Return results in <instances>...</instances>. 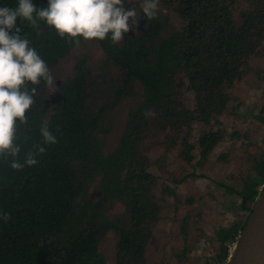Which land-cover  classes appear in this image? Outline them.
<instances>
[{"label": "trees", "instance_id": "16d2710c", "mask_svg": "<svg viewBox=\"0 0 264 264\" xmlns=\"http://www.w3.org/2000/svg\"><path fill=\"white\" fill-rule=\"evenodd\" d=\"M258 1H262L259 8L241 14L237 23V0H159L172 7L183 22V27L169 37L160 38L164 25L157 16L145 18L140 35L128 32L119 43L111 40V34L104 40H95L107 59L124 74L122 84L113 87L116 101L112 107L102 106L95 114H88L92 79L84 62L77 64L73 76L60 84V99L49 120L45 118L44 99L35 100L32 109L26 111L28 122L17 121L14 143L20 148L19 154L5 152L0 156V264H105L100 243L110 233L118 234L120 264L140 263L148 250L152 226L164 219L156 188L175 195L171 184L177 188L190 179L207 178L241 200L233 209L234 218L224 217L219 222L212 239L213 251L203 264L228 263L264 191V140L253 171L241 189L212 180L207 169L209 155L226 138L220 129L203 133L196 142L182 138L180 163L185 170L172 180L150 169L142 160L139 145L154 112L159 114L157 123L161 129L220 123L218 117L228 108V90L241 79L248 58L261 48L264 0ZM33 3L44 7L47 0ZM5 6L15 8L18 0H0V7ZM17 26L50 70L84 40L66 34L61 37L44 21L37 28L18 18ZM180 81L194 97L192 108H176L181 96ZM134 82L140 84L143 99L135 111H130L119 141L108 152L105 139L110 130L103 128L104 116ZM31 87L36 88V93L47 88L43 81L35 86L29 84ZM262 99L256 104L262 108L259 111L250 105L243 114L239 108L224 114L235 128L239 127L227 137L245 143L248 133L257 130L259 124L264 127V96ZM45 125L57 143L44 144L41 129ZM40 147L45 148L44 153H39ZM30 156L38 163L27 165L25 161ZM13 161L24 167L12 168ZM96 179L98 198L84 200L85 191ZM162 179L165 185L160 184ZM113 204L121 205L124 213L109 218L105 210Z\"/></svg>", "mask_w": 264, "mask_h": 264}, {"label": "rangeland", "instance_id": "374dc122", "mask_svg": "<svg viewBox=\"0 0 264 264\" xmlns=\"http://www.w3.org/2000/svg\"><path fill=\"white\" fill-rule=\"evenodd\" d=\"M261 2L258 0L252 2L237 0L234 10L237 23L241 19V14L258 9ZM141 4L142 0H125L124 2L126 10L135 6L138 12ZM157 16L161 18L164 25L160 34L161 39L169 37L183 27V22L175 13V10L160 2ZM145 24V16L141 11L136 29L134 31L130 30L129 33L140 35ZM80 62L86 64L87 71L92 79V88L87 101L88 114L93 115L102 106L114 104L116 94L113 87L122 84L124 74L107 59L97 41L84 39L75 45L55 68L51 69L55 91L51 92L48 88L41 89L43 92L40 91L33 97L34 100L40 97L44 99L46 120H49L54 114L55 107L60 99L58 90L60 84L73 76L75 67ZM180 83L181 96L178 98L176 108L178 110L183 107L192 108L194 97L191 92L186 90V84L181 81ZM263 92L264 36L260 51L248 58L242 69L241 79L233 88L228 90L229 103L224 114L230 115L236 108H239V112L243 114L245 108L250 105H253L259 111L262 108L256 104L263 100ZM142 99L143 90L138 82H134L125 92L123 98L117 101V106L109 110L104 116L103 128L110 130L105 139L108 152L119 141L130 111H135ZM224 114L218 117L219 124L213 122L209 126H203L195 123L192 126H182V129L178 127L180 130L176 127L177 130H174L173 127L166 129L158 127L159 114L154 112L151 115V124L146 129L139 145L142 160L147 163L151 170L157 169L158 173H161L165 179L172 180L180 177V174L185 170V166L180 163L182 138L196 142L203 133L211 130L219 131L218 129H220L223 135H226V138L209 155L207 169H210L212 180L215 179L241 189L243 183L253 171L255 157L261 152L264 127L259 124L257 130L248 133L247 138L249 140L245 143L243 140L234 141L227 136L233 133L234 130H238L239 127L235 128L231 119L225 118ZM255 125H258V123ZM160 184L165 185L166 183H163L162 179ZM170 186V189H175V195L162 187L155 190L156 199L164 207V219L152 226V235L145 259L136 264H203L205 257L213 251L212 239L215 237L219 222L224 217L232 220L234 218L232 217L233 209L241 203L239 198L230 196L217 188L210 178L190 179L177 188L173 184ZM98 196L99 179H96L85 191L84 200L94 201ZM105 212L107 217L112 218L122 215L124 210L121 205L113 204ZM184 227L185 230L183 231ZM184 234H186V237H184ZM117 241V233H110L101 241L100 251L105 258V264H120L117 259V253H119ZM236 245H234L231 254L234 252Z\"/></svg>", "mask_w": 264, "mask_h": 264}, {"label": "clouds", "instance_id": "9594fccd", "mask_svg": "<svg viewBox=\"0 0 264 264\" xmlns=\"http://www.w3.org/2000/svg\"><path fill=\"white\" fill-rule=\"evenodd\" d=\"M124 2L47 0L46 6L38 7L33 0H18L15 8L0 7V156L5 152L17 156L20 152L14 143L17 121L26 124V111L36 104L33 99L37 94L36 88H29V84L35 86L43 81L51 92L55 91L51 70L36 49L30 46V40L22 37L17 26L18 18L37 28L39 22L44 21L54 27L61 37L66 34L70 38L104 40L111 34V40L119 43L125 34L136 29L141 11L145 18L155 19L159 10V0H142L139 12L135 6L126 10ZM41 132L44 144L57 143L47 125ZM44 152L45 148L40 147L39 153ZM25 163L31 166L38 161L30 156ZM11 167L22 169L24 165L13 161ZM8 219L5 214V222Z\"/></svg>", "mask_w": 264, "mask_h": 264}, {"label": "water", "instance_id": "95a60500", "mask_svg": "<svg viewBox=\"0 0 264 264\" xmlns=\"http://www.w3.org/2000/svg\"><path fill=\"white\" fill-rule=\"evenodd\" d=\"M227 264H264V191Z\"/></svg>", "mask_w": 264, "mask_h": 264}]
</instances>
